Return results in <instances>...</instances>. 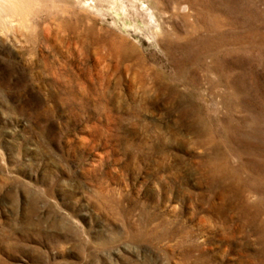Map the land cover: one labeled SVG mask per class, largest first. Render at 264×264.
Here are the masks:
<instances>
[{"label":"rangeland","instance_id":"1","mask_svg":"<svg viewBox=\"0 0 264 264\" xmlns=\"http://www.w3.org/2000/svg\"><path fill=\"white\" fill-rule=\"evenodd\" d=\"M58 1L0 32V264H264V0Z\"/></svg>","mask_w":264,"mask_h":264},{"label":"bare ground","instance_id":"2","mask_svg":"<svg viewBox=\"0 0 264 264\" xmlns=\"http://www.w3.org/2000/svg\"><path fill=\"white\" fill-rule=\"evenodd\" d=\"M58 2L59 3H55V5L57 6L56 8H58V6H60L61 0ZM34 3H35V0H0V32L3 33L8 38V36L6 35V33L8 31L15 29V28H18V27H23V26L25 27V25H27L26 23H28L31 15H32V11H33L32 9L34 7ZM36 3H37V1H36ZM87 6H89V7H87L89 10L94 9V12H95L96 7H94L92 5H87ZM47 31H44L42 34L41 33L38 34L36 37V42L38 41V43H40L39 41L42 38L44 40L45 44L48 45V48L50 50H52V52L49 53V55H46L44 52H47V51H42L40 49L42 51V53L40 54L41 55L40 58H42V61H43L42 67L44 66V70L48 71L49 74L53 77L54 88H55L56 92H61V51H60L61 49L59 48V46L53 44V42L51 41V38L48 35L49 33ZM0 39L2 42L6 43L5 38H4L5 40L3 38H0ZM129 45L130 44L124 45V46L122 45L119 48H117V46H114V45L111 47L109 46L110 47L108 50L109 54L113 58L117 57V58H121V60L122 59L126 60L128 57H131L130 56L131 54L134 55L135 53H138V51L140 54L142 53V51L139 50L138 47H136L134 45H131V46H129ZM143 60H142V58H140L139 63L143 64L144 63ZM43 73H42V76H43ZM262 242H263L262 243V245H263L264 240Z\"/></svg>","mask_w":264,"mask_h":264}]
</instances>
